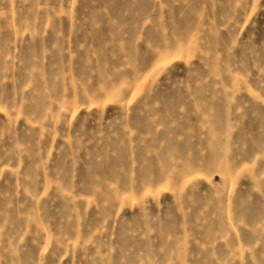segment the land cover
I'll list each match as a JSON object with an SVG mask.
<instances>
[{
    "label": "rangeland",
    "instance_id": "obj_1",
    "mask_svg": "<svg viewBox=\"0 0 264 264\" xmlns=\"http://www.w3.org/2000/svg\"><path fill=\"white\" fill-rule=\"evenodd\" d=\"M0 264H264V0H0Z\"/></svg>",
    "mask_w": 264,
    "mask_h": 264
}]
</instances>
